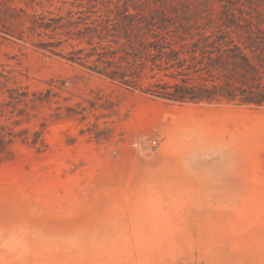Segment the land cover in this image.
<instances>
[{
  "label": "rangeland",
  "instance_id": "374dc122",
  "mask_svg": "<svg viewBox=\"0 0 264 264\" xmlns=\"http://www.w3.org/2000/svg\"><path fill=\"white\" fill-rule=\"evenodd\" d=\"M0 264H264V0H0Z\"/></svg>",
  "mask_w": 264,
  "mask_h": 264
}]
</instances>
